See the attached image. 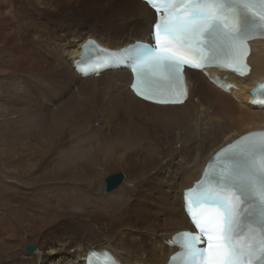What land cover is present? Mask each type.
<instances>
[{
    "label": "bare ground",
    "instance_id": "bare-ground-1",
    "mask_svg": "<svg viewBox=\"0 0 264 264\" xmlns=\"http://www.w3.org/2000/svg\"><path fill=\"white\" fill-rule=\"evenodd\" d=\"M11 16L52 41L55 63L51 106L16 91L0 100V209L21 225L86 218L82 227L59 225L69 228L59 242L43 239L20 264H85L88 251L102 249L123 264H164L175 250L164 240L191 228L183 190L220 148L264 132V109L249 102L264 80V39L252 42L250 75L229 74L239 87L232 93L189 70L186 102L162 106L133 94L127 70L83 78L73 68L87 38L115 49L150 42L155 13L140 0H0V19ZM113 164L131 170L127 187L137 195L124 189L99 201L101 175Z\"/></svg>",
    "mask_w": 264,
    "mask_h": 264
},
{
    "label": "snow or ice",
    "instance_id": "snow-or-ice-1",
    "mask_svg": "<svg viewBox=\"0 0 264 264\" xmlns=\"http://www.w3.org/2000/svg\"><path fill=\"white\" fill-rule=\"evenodd\" d=\"M147 3L158 14L152 43L135 41L102 61L107 67L129 69L137 95L159 104L183 103L165 93L182 88L187 98L185 66L203 70L215 65L247 75V64L233 65L247 56L249 40L264 35V0ZM98 71L92 64L85 75ZM184 196L186 213L196 229L172 241L181 249L178 255L184 264H264V133L242 137L223 149L210 162L203 180ZM245 236L251 244L241 243Z\"/></svg>",
    "mask_w": 264,
    "mask_h": 264
},
{
    "label": "rangeland",
    "instance_id": "rangeland-1",
    "mask_svg": "<svg viewBox=\"0 0 264 264\" xmlns=\"http://www.w3.org/2000/svg\"><path fill=\"white\" fill-rule=\"evenodd\" d=\"M0 22V100H6L10 92L16 91L19 93V97L17 99H39L40 103H47L48 105H50L52 102L48 98H51L53 83L51 80L49 81V77L52 72L51 65L55 63V59L53 56L55 46L53 45L52 41L48 37L39 36L36 33L34 27L31 26V24L29 27H26L27 29H22L18 22L24 24L25 21H17L14 16L3 18V21L2 19H0ZM1 24H3L4 26L2 25L1 27ZM20 32L23 34H21ZM2 81L4 82L2 83ZM22 89L25 90L26 93H23ZM230 122L232 123L233 121ZM98 125L101 126L102 122H100ZM69 127L71 126L67 125L65 130H67ZM72 129L73 127L71 129L69 128L68 130L71 131ZM119 172H123L126 175L123 183L114 191L103 194L102 189L105 183V179L109 175ZM131 173V170L129 171L128 168H122L114 164L110 165L109 169L103 171L101 175V185L99 187L100 189L95 194L96 198L100 201V198L105 197L108 194L116 195L118 192H121L124 189L130 199L134 194L137 195L135 190L133 189V185L129 186L131 187L130 189L129 187H127L129 185ZM1 181L2 179L0 180V183ZM141 193H139L140 197L142 195ZM99 201L97 202L96 206H100ZM1 212L3 211L0 209V261L4 260L5 264H20L22 258H25L26 255H29L24 251L26 244H33L38 246V244L43 242V239L46 242L48 241V243L52 241L55 243L59 242V237L69 229L58 228L61 226V224H76L82 227L86 219L81 214H78L80 212H77L75 214L76 216H78L77 220L75 218H71L72 216L66 218L62 217L61 219H57V221L51 223H46V221L43 220L36 223L35 221L28 219L27 223H22L21 225L19 219L17 222L10 221V215H8L7 213L6 215L4 212ZM107 215L112 214L107 213ZM24 218L26 219V216H24L23 219ZM19 225L21 226V228ZM32 225L33 227H31ZM10 230L12 232H10ZM73 238H77V236H74ZM1 243L3 244L1 245ZM7 245L12 246L10 257L8 258L9 260L6 258L4 250L5 246Z\"/></svg>",
    "mask_w": 264,
    "mask_h": 264
},
{
    "label": "water",
    "instance_id": "water-1",
    "mask_svg": "<svg viewBox=\"0 0 264 264\" xmlns=\"http://www.w3.org/2000/svg\"><path fill=\"white\" fill-rule=\"evenodd\" d=\"M125 177L126 175L123 172L114 173V174L109 175L105 179V183L102 189L103 194H107L117 189L123 183ZM36 250H37V246L33 244H26L24 248V251L27 254L33 253Z\"/></svg>",
    "mask_w": 264,
    "mask_h": 264
}]
</instances>
